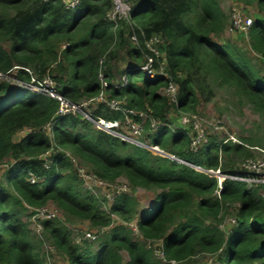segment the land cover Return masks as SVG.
Returning a JSON list of instances; mask_svg holds the SVG:
<instances>
[{
  "label": "trees",
  "instance_id": "trees-1",
  "mask_svg": "<svg viewBox=\"0 0 264 264\" xmlns=\"http://www.w3.org/2000/svg\"><path fill=\"white\" fill-rule=\"evenodd\" d=\"M238 1L258 10L248 34L253 52L264 58V0ZM112 7V0H80L74 8L62 0H0V71L18 65L39 78L51 75L59 91L75 102L104 91L109 99L148 113L166 125L154 129L148 119L142 139L166 157L100 131L80 115L58 117L57 101L0 83V164L10 161L0 185V264H48L41 255L43 241L22 213L26 205L49 202L72 220L107 229L93 249L75 244L65 224L45 221L46 237L69 264H188L200 253L212 256L214 264H264V184L207 174L247 175L238 161L254 158L257 144L264 145L249 138L240 139L243 144L223 143L209 134L192 152L189 131L170 128L174 122L169 119L194 111L199 90L211 78L232 88L237 100L250 104L264 122V74L237 46L220 43L227 26L220 0H132L129 17L117 27L107 19ZM154 36L161 40L160 57H155L157 75L150 78L140 68L153 55L146 42ZM162 60L167 75L159 72ZM18 76L29 81L32 75L22 69ZM170 82L178 87L177 103L165 93ZM91 111L107 119L123 117L102 103ZM54 119L51 141L42 128ZM26 128L33 131L18 137ZM57 147L107 182L124 177L134 189L160 190L154 205L140 213L138 200L125 193L105 211L107 199L85 188ZM51 148V164L45 168L39 157ZM229 208L236 222L222 228L220 215ZM114 216L120 225L112 226ZM129 223L136 224L138 234ZM159 240L165 261L155 256L158 247L148 246Z\"/></svg>",
  "mask_w": 264,
  "mask_h": 264
},
{
  "label": "built area",
  "instance_id": "built-area-1",
  "mask_svg": "<svg viewBox=\"0 0 264 264\" xmlns=\"http://www.w3.org/2000/svg\"><path fill=\"white\" fill-rule=\"evenodd\" d=\"M62 1L67 8H74L80 3V0ZM126 1L127 0H112L113 7L107 13V19L113 23L115 27H117L122 20H125L129 17L131 5H129ZM252 24L253 19L251 18H246L245 21H242V19L238 17L236 20V28L245 30L247 32L250 30ZM131 38L137 43V36L134 35ZM159 42H161V40L158 36H154L152 39L146 42V47L153 53V55L148 58L145 65L140 69L143 70L150 78H154L157 75V69L155 68V57H160V53L157 48V44ZM66 46L67 44L64 45L63 48H66ZM166 67V61L162 60L159 64V72L163 75H167L165 72ZM22 69L28 70L31 73L32 76L29 81H25L18 76L19 71ZM3 82L28 89L33 93L43 95L57 101L59 103V107L56 116L58 117L66 114L80 115L84 119L91 122L98 130L117 137L130 144L145 148L153 153L154 147L142 139L144 125L148 119L151 121V126L154 129H158L161 126L166 125L160 120L154 119L144 111L128 108L120 101L109 99L104 94V91H102L98 96L85 99L81 102H75L59 91V84L51 75L46 74L42 78H39V76L35 75L29 69L18 65L13 66L8 71H0V83ZM165 93L171 99V101L177 103L178 87L175 83L170 82L165 88ZM99 103L105 104L111 110L121 112L123 117L121 119H107L96 116L93 111H91V106L97 105ZM55 121L56 119L50 121L42 128L43 133H45L51 141L54 140L53 126ZM179 127L189 131V148L192 152H196L200 145L207 142L209 134L219 135L223 143L233 142L243 144L236 134L230 131L227 125L219 118H208L196 113H186L179 119ZM170 128L176 129L174 125H171ZM32 131L33 129H23L20 131V134H27ZM256 149L258 150V148ZM53 150L54 149L51 148L50 151H46L39 157L43 161L45 168L50 167V154ZM259 150L263 151L261 149ZM57 151L65 154V157L75 168L76 173L85 188L91 190L96 196H101L109 201H113L116 197L125 193H129L130 186L128 183H119V181L116 183L107 182L99 177L98 174L83 165L78 158L74 157L68 151L62 150L58 147ZM239 166L245 169L248 174L242 176L239 174L224 173L220 170L215 171V173L207 174L220 179L241 180L249 184H264V159H257L255 157L246 158L241 161ZM194 167L198 169L196 166ZM29 180L32 184H35L37 178L33 174H30ZM26 207L29 210L30 221L35 227V232L38 234V236L42 237L44 234V222L47 220L53 221L57 217V209L44 206L30 207L26 205ZM235 222L236 220L232 219V222L230 223ZM128 226L132 227L135 230V233L138 234V229L135 223H129ZM70 231L72 233L74 243L80 246L91 244L100 238V232L82 229L80 226H72L70 227ZM148 246L158 247L154 249V254L158 259L165 261V255L161 249V241H149ZM210 263L214 264L212 259Z\"/></svg>",
  "mask_w": 264,
  "mask_h": 264
},
{
  "label": "rangeland",
  "instance_id": "rangeland-1",
  "mask_svg": "<svg viewBox=\"0 0 264 264\" xmlns=\"http://www.w3.org/2000/svg\"><path fill=\"white\" fill-rule=\"evenodd\" d=\"M126 2L131 5L132 0H127ZM220 3L224 12L227 15L226 29L223 33L219 35L220 43L229 42L237 46L247 55L249 60L252 62L253 66L261 74H264V58L253 52L248 32L236 28V20L238 19V17H240L242 21H245L246 18H251L254 21V19L258 15V10L253 6L245 7L244 5L240 4L238 0H220ZM118 62L116 61L115 63L118 64ZM208 82L209 84L205 89L201 88L199 90V103H197L194 111H180L178 115L177 113L170 115L169 119L170 121L172 120L174 122V126L179 125V119L186 113H196L208 118L215 117L222 120L227 125L229 130L235 133L239 139L242 140L243 138H249L252 139L255 143H261L264 145V122L262 117L253 110L250 104L240 103L234 95V91L232 88L217 85L212 81L211 78ZM24 134L25 133H23L22 136ZM20 136L21 135H19L18 137ZM257 145L258 146L254 148V157L257 159H264V146L259 144ZM256 148H258V150ZM259 149L263 151H260ZM154 154L159 156L165 155L164 153ZM9 162L4 161L1 163L0 185L2 182H4V174L10 168ZM240 163L241 161H238L237 164L240 165ZM119 183L129 184L128 180L124 177L119 179ZM158 192H160V190H148L144 188L134 189L130 186V191L127 194L134 196L138 200V209L140 213H143L147 209L152 208L156 201L155 198ZM111 203L112 201L103 200V209L105 211H109ZM44 207L57 209V217L54 219V221H58L65 224L69 230L72 226H80L82 229L100 232V238L95 242L91 243L93 249H98L99 242L103 238L107 229L92 228L89 222L87 221L72 220L66 216V214L60 207H58L52 202H49ZM233 214V209L229 208L227 213H222L220 215V226L222 228H226L230 224V222H232V219H234ZM22 218L25 222L29 224V228L34 233V235L38 236V234L35 232L34 225H32V222L30 221V214L28 209H26L22 213ZM113 218L114 222L112 226L120 225L122 223V221L118 217L114 216ZM45 234L46 233H44L42 237L38 236V238L43 241L41 255L44 260H46V263L68 264V261L61 256V254L56 250V248H54L52 241L48 237H46ZM123 256L125 259L128 258L126 252H123ZM212 258V256L200 253L193 257L188 262V264H206L208 261L211 262Z\"/></svg>",
  "mask_w": 264,
  "mask_h": 264
},
{
  "label": "clouds",
  "instance_id": "clouds-1",
  "mask_svg": "<svg viewBox=\"0 0 264 264\" xmlns=\"http://www.w3.org/2000/svg\"><path fill=\"white\" fill-rule=\"evenodd\" d=\"M250 29H251V28H250ZM95 128H96V127H95ZM26 129H27V128H26ZM96 129H97V128H96ZM100 131H101V130H100ZM19 135H21L20 132H19ZM21 136H22V135H21ZM153 147H154V146H153ZM157 148H158V147H157ZM162 156H163V155H162ZM164 157H166V156H164ZM167 158H168V157H167ZM170 159H171V158H170ZM171 160H173V159H171ZM182 160H183V159H182ZM174 161H175V160H174ZM176 162H179V161H176ZM180 163H185V164H187L188 162H186V161L183 160V161L180 162ZM187 165H190V164H187ZM190 166L194 167L195 165L193 166V164H191ZM196 167H197V166H196ZM194 168H195V167H194ZM195 169H196V168H195ZM196 170H198V169H196ZM213 171H214V170H213ZM201 172H202V171H201ZM205 173H206V172H205ZM159 241H160V240H159Z\"/></svg>",
  "mask_w": 264,
  "mask_h": 264
},
{
  "label": "bare ground",
  "instance_id": "bare-ground-1",
  "mask_svg": "<svg viewBox=\"0 0 264 264\" xmlns=\"http://www.w3.org/2000/svg\"><path fill=\"white\" fill-rule=\"evenodd\" d=\"M183 161V160H182ZM200 171L202 172H206L207 173V169H204V168H201V167H197ZM212 171V170H211ZM212 172H215V171H212Z\"/></svg>",
  "mask_w": 264,
  "mask_h": 264
},
{
  "label": "water",
  "instance_id": "water-1",
  "mask_svg": "<svg viewBox=\"0 0 264 264\" xmlns=\"http://www.w3.org/2000/svg\"><path fill=\"white\" fill-rule=\"evenodd\" d=\"M199 170V169H198ZM200 171V170H199Z\"/></svg>",
  "mask_w": 264,
  "mask_h": 264
},
{
  "label": "crops",
  "instance_id": "crops-1",
  "mask_svg": "<svg viewBox=\"0 0 264 264\" xmlns=\"http://www.w3.org/2000/svg\"><path fill=\"white\" fill-rule=\"evenodd\" d=\"M69 264V263H68Z\"/></svg>",
  "mask_w": 264,
  "mask_h": 264
}]
</instances>
